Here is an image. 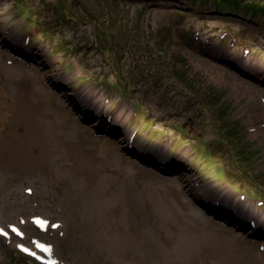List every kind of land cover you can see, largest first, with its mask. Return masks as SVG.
<instances>
[{"label": "rangeland", "instance_id": "obj_1", "mask_svg": "<svg viewBox=\"0 0 264 264\" xmlns=\"http://www.w3.org/2000/svg\"><path fill=\"white\" fill-rule=\"evenodd\" d=\"M262 69L264 0H0V84L26 93L45 140L72 143L18 164L3 137L0 264H220L179 255L177 217L264 264ZM73 176L85 194L117 177L119 212L103 218ZM108 226L137 243H107Z\"/></svg>", "mask_w": 264, "mask_h": 264}, {"label": "bare ground", "instance_id": "obj_2", "mask_svg": "<svg viewBox=\"0 0 264 264\" xmlns=\"http://www.w3.org/2000/svg\"><path fill=\"white\" fill-rule=\"evenodd\" d=\"M202 63H204L205 67L215 71L211 72L210 70L211 74L217 76V78L221 81L225 83L232 82L233 86L240 89H242L244 86L246 91H248V95L251 96L247 85H242L241 81H239V79H237V77H235L233 74L224 72L221 68L215 67L212 64H208L207 62L202 61ZM248 70L253 71L250 68ZM262 70L264 71V69ZM10 89L11 88L6 89L3 84H0V115L5 118V125H3L0 129L3 131V135L0 133V147L3 146L1 141L3 140V137H5L9 143H14L16 145L13 147V150H17L14 155L16 156L15 160L18 164L23 163L31 157V159H34V165L38 164V160H35V158L48 154L49 145L50 151H53V149L55 151H61L65 149L70 150L72 143L62 139L59 136L61 133L54 134L52 131V133L48 135L52 139L51 143L45 140L47 133L41 128L44 127L41 120H36L37 112L34 104L31 102L29 97H27L26 93L19 92L18 89ZM93 97L97 101L99 100V97L96 95ZM250 99L251 101L255 102L254 96H252ZM101 102L103 103V101ZM94 104L95 108L99 107L97 106L98 102H95ZM124 112V109L121 108V110L115 114V119L123 118ZM27 149L29 150L26 152L25 150ZM11 151L12 150H10V152ZM75 151L77 153L75 156H81V151L74 150L73 152ZM28 164H30V162ZM94 175H96V173ZM118 180L119 179L117 177L116 179H112L110 177H98L94 182V185H91L89 189L90 192L85 194V190H80L81 184L78 182L79 179H76L75 176L71 178V181H74V183L78 185V190H76V193H80V197L85 200L86 203L89 201L92 202L91 207L96 205V207L100 209L98 210V213L100 215L102 214L103 218L110 217V214L116 215L119 212L122 204H124L121 197L122 189L120 186H115V184L118 183ZM112 189L116 192L113 195V200L116 201L115 207L111 206L109 199L103 196L104 193H107ZM78 197L79 196L76 195V198ZM218 197L222 203L229 204V202L222 196ZM242 197L244 199L246 198V196L241 195V198ZM237 202H234V209L242 216L245 215L246 217H251L252 211L254 209L251 207L250 202H243L239 199ZM253 212L257 213L255 210ZM259 221H263V219L260 218ZM106 222L107 220H104V223ZM173 226L176 228L177 232L175 234L176 236H172L171 240L175 241L176 243H181L177 248L179 255L185 256L189 259H195L197 256L202 255V253H205L206 256H209V254L215 251L212 256H215V258L217 257L220 264H261L253 261L249 253L236 254L232 251H223L224 246L228 243H231V240L226 238L222 239L221 236H216L211 231H187L188 225L180 217H177ZM107 230L110 232L107 235V243H130L129 245H132V243H137L135 235H133L131 232L127 233L123 231L118 236L117 234L113 233V230L110 226H108ZM141 243H145L144 240L141 239ZM209 248L212 251H209ZM128 253L132 254V251L130 250Z\"/></svg>", "mask_w": 264, "mask_h": 264}, {"label": "snow or ice", "instance_id": "obj_3", "mask_svg": "<svg viewBox=\"0 0 264 264\" xmlns=\"http://www.w3.org/2000/svg\"><path fill=\"white\" fill-rule=\"evenodd\" d=\"M13 231H16L15 229H13Z\"/></svg>", "mask_w": 264, "mask_h": 264}]
</instances>
